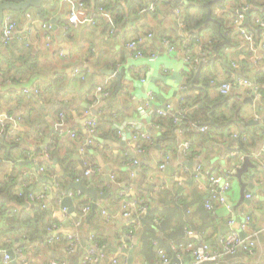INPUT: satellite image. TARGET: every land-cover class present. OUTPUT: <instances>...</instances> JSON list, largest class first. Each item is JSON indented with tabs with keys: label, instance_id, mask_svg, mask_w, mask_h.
<instances>
[{
	"label": "crops",
	"instance_id": "0c3cea01",
	"mask_svg": "<svg viewBox=\"0 0 264 264\" xmlns=\"http://www.w3.org/2000/svg\"><path fill=\"white\" fill-rule=\"evenodd\" d=\"M94 3L95 0H90L89 4L84 2L87 12L95 10L97 6ZM146 3L149 6L138 11L139 17L132 24L126 27L117 25L113 32L110 26L107 28L104 19L95 23H67L65 15L71 7L61 0H42L26 9L5 12L16 20L17 25L7 46L2 45L0 35V136L4 133V125L8 124L9 137L17 145L9 151H0V182L15 185L16 192L25 186H28V192L48 190L46 210L56 219L50 225L56 224L54 232L65 239L76 229L70 221H65L71 225L69 227L57 217L59 210L55 204L59 198L55 202L53 198L58 193L64 197L69 189L68 192L75 195L71 197L73 207V202L92 201L91 196L85 193L78 195L79 190L71 186L84 177L88 179L87 184L83 183L85 187L93 188L99 194L108 193L105 198L97 199L96 217L91 221L94 215L89 218L90 211L81 221L77 230L79 243L71 252L59 242L46 243L42 239L26 244L24 242L27 241L23 242L19 236L0 235L1 252H14L10 264H50L53 260L57 264H82L86 247L92 242H96L99 249L96 252L98 260L90 264H128V251H132V264H164L159 250L162 249L171 261L173 256L176 257L173 246L180 247V243L188 240L195 243L206 241L220 264H264V97L255 96L249 87L234 88L222 97L215 87L219 81L239 75L256 79L257 73L264 72V50L258 52L259 61L252 62L249 43L233 23L230 12L236 6L248 5L247 0H227L225 9H211V3L209 5L210 19L216 20L211 14L224 16L226 27L231 29L235 41L234 47L224 50L223 62H218L215 56L212 44L215 36L211 30L205 29L200 37L194 39L178 26L176 8L181 7L185 14V7L179 0H147ZM257 18L260 17H255L256 24ZM247 22L248 19L245 28L254 37ZM64 27H67L66 31ZM131 41H135L136 48L145 53L143 60H131L132 50L127 47ZM254 44L257 43L254 41ZM152 54L155 57H151ZM195 58L199 61L195 62ZM75 70H78L77 74ZM120 71H123V76L116 91V73ZM203 72L206 76L211 75V95L222 99L216 109L217 115H225V122L229 123L224 130H215L208 141L196 144L198 156L191 158L180 147L181 141L193 137H178L174 147L166 150L161 149L158 137L153 139L152 146L135 138L143 131L149 135L157 133L158 126L154 123L157 109L169 107L173 112L168 114L169 117L184 119L189 107L180 103L188 95L199 94V88H204ZM31 86L39 92L25 94L23 89ZM98 86H104L109 94L105 96L97 89ZM263 87L259 83L260 90L263 91ZM149 92L152 93L151 104L145 107L143 103ZM183 108L185 110L180 115ZM89 110L98 117V124L92 140L87 142L86 118L73 117L72 113L80 115ZM62 113L64 116L60 117ZM182 121L177 124L178 128ZM139 147L142 148L141 153L137 152ZM82 150L92 164L101 167V173L88 177L83 175ZM166 155L169 156L167 166L164 172H160L158 165L165 162ZM245 155L252 165L236 176ZM135 159L137 164L132 165ZM197 165L204 167V186L209 173L219 174L225 179L226 170L232 171L227 199L233 204L239 221L249 216L247 228L240 235L242 233L243 238L255 240L254 253L242 247L233 254L223 251L220 237L232 231L228 222L233 213L220 205L215 211L209 210L217 220L208 233H197L193 226L186 224L184 229L190 226L194 235L187 240L183 232L178 239H169L173 251L171 256L154 240L153 250L157 257L146 258L138 239L142 225L135 233L131 232L133 217L121 214L123 201L119 192L127 190V200L142 196L152 206H161L162 202L171 204L170 197L162 191H175L178 186L184 189L182 196L187 202L197 203V197L192 194V188L196 186L203 194L204 206L207 192L195 181L193 171ZM40 167L45 171H40ZM173 199L178 201V196ZM194 202L187 208L188 213L197 207ZM38 206L45 209L41 202L30 198L29 193L20 203V207L28 212H33ZM101 209L111 215L110 220L101 214ZM195 218V223L199 224V217ZM154 221L159 223L160 219L155 218ZM239 221L236 220L234 229H238ZM5 227L6 223L0 219V234ZM19 247L22 250L17 254L15 251ZM177 251L181 255V258L176 257L180 262L193 264L186 250L178 248ZM2 258L3 253H0V264Z\"/></svg>",
	"mask_w": 264,
	"mask_h": 264
},
{
	"label": "trees",
	"instance_id": "16d2710c",
	"mask_svg": "<svg viewBox=\"0 0 264 264\" xmlns=\"http://www.w3.org/2000/svg\"><path fill=\"white\" fill-rule=\"evenodd\" d=\"M83 1L87 4L90 3V0ZM206 1L207 0H188L185 2V14L183 15L186 21L185 30L188 36H193L194 39L200 37V34L205 29L211 30L212 36H215L212 40L213 50L214 53H216L215 56L218 62H223L224 56L222 54L224 50L234 47L235 41L232 39L230 33L231 29L226 27V19L224 16L211 14L216 20H207V8L204 6ZM146 2L147 0H95L94 4L95 6L101 5L111 13V17L114 21L112 25L115 26L116 24V26L121 25L122 27H126L132 24L134 19L139 17V10H143L149 6ZM226 2L227 0L213 2L211 3V9H225L227 8ZM247 3L251 10L247 27L253 31L254 41L258 43L261 28L255 23V17L264 18V3L263 0H247ZM230 12L233 14V10ZM102 19L105 20L102 16H96V22ZM105 23L107 28H109V26L110 28L112 27L111 23L106 20ZM203 75L204 88H199V94L193 96L188 95L180 103L181 105L189 107L181 123V127L185 129L183 130L184 135H186V137H193L197 141L196 143L193 138H189L191 145L187 155L191 158L200 154L196 144H200V141H208L215 130H224L226 124L229 123L228 121L225 122L227 119L223 117L225 115H217L218 110L216 109L219 106L218 103L222 102V99L220 97H213L210 93V87L212 85H210L209 79L211 75L209 74L206 76L204 72ZM255 78L261 85H264V72L257 73ZM220 83L221 81L215 84L217 91ZM220 95L225 97V95ZM154 123L158 126V131L156 134H151L152 141L148 142L151 146L153 144V139L156 137H158V143L162 150H166L168 147H174V144L178 141V137L181 139V136L177 132L178 126L174 123L172 117L168 115H157ZM199 126H206V132H200L198 129ZM4 128V133L0 136V151L2 149L9 151L15 147L17 143L11 141L9 137L8 124H5ZM219 133L222 134L223 132L219 131ZM200 169L202 172L204 171L203 165ZM84 182L85 184L88 183V179L85 177L83 179V183ZM14 187L15 185L0 182V219L4 220L6 223L5 229L0 235H5L7 237H11L12 235L19 236L20 239H23V242L27 241L24 242L26 244H31L42 239H44L46 243H50L46 240L47 227L56 219L51 217V213L48 210L42 209L40 206L34 208L33 212H28L20 207V203L26 200V196L30 191L28 192V186H25L18 192L15 191ZM182 192L184 193V189L181 186L175 188V191H162L166 197H170L169 200L171 204L166 205L163 202L161 206H152L149 204L151 206L142 219V227L138 235L139 242L142 243V252L146 255H144L146 258L152 259L157 257L156 252L153 250L154 240L165 249L169 256H171L173 251L170 248L169 239L176 240L181 237L186 224L193 226L195 232L201 234L208 233V230L215 226L217 217L214 216L212 212L205 209L203 206V194L198 191L197 187L193 186L192 194L197 197L195 201H197L198 204L194 201L187 202L186 198L182 196ZM175 195L178 196V201L173 199ZM62 196V193H58L53 198L54 202ZM74 196V192H72V197ZM192 202H194L197 207L193 212L191 211L192 213H188L186 210L191 206L190 204ZM73 203L76 217H79L82 207L88 203V200L87 202H79L78 204L75 202ZM196 216L199 217L197 218L199 224L194 221L196 220ZM94 217H96V215L91 218V221ZM155 218L160 219L159 223L154 221ZM191 239L194 240L193 238ZM53 242H59L66 246L67 240L64 236L60 235V239ZM7 246L8 245H6V247ZM20 248L22 249V247Z\"/></svg>",
	"mask_w": 264,
	"mask_h": 264
},
{
	"label": "built area",
	"instance_id": "2783aa9c",
	"mask_svg": "<svg viewBox=\"0 0 264 264\" xmlns=\"http://www.w3.org/2000/svg\"><path fill=\"white\" fill-rule=\"evenodd\" d=\"M4 0H0L2 2ZM68 2L70 4L71 10L69 13L65 15V19L67 23L71 24H78V23H84V22H89V23H95L96 21V16H102L105 18L106 21L109 23L114 24L113 19L111 17V13L104 9L101 5H97L95 10L90 13L87 12L85 9L84 1L82 0H61ZM188 0H179L180 3L185 4V2ZM181 7H177L175 12L177 14L176 16V21L179 27L186 28V21L184 20L183 17V12ZM249 6L244 3L241 6H236L233 8V23L237 25L239 28L238 30L240 31L241 35H243L248 43H249V51L251 53V58L252 62L256 63L259 61L260 56H259V50H264V18H257L256 22L261 28V38L257 44H254V37L251 31L247 30L245 28V21L247 20V14L246 11H248ZM182 12V13H181ZM17 25L16 20L12 19L8 14L4 16L2 23H1V28H0V35H1V43L3 46H7L10 38L12 37V32L15 29ZM44 27H47L46 24H43ZM67 27H64L66 31ZM116 28V25H112L110 28L111 31L113 32ZM185 46V45H184ZM129 49L132 50V53L130 55V58L132 61H137V60H143L145 58V53L139 49L136 48V42L131 41L127 45ZM151 57H155V54H152ZM195 62H198V59H194ZM78 73V70H75V74ZM83 77V75H80ZM241 88V87H249L251 91L254 93L255 96L257 97H264V90L261 91L259 88V83L256 79L254 78H249L243 75H239L237 77L231 78L230 80L223 81L219 84L218 90L221 94L226 95L230 93L234 88ZM97 89L99 91H103L105 96L109 94L108 90L104 88V86H98ZM23 92L25 94H36L39 92V90L36 87H28L24 88ZM148 99L143 103L145 107H149L151 104L150 99L152 98V93H148ZM171 108L167 107L166 109H157V115H168L173 112L170 110ZM185 108L180 109L179 114L182 115L184 112ZM73 117L76 118H86L85 119V129L86 133L88 134V137H86L87 142H90L92 140V136L95 134L96 127L98 124V117L93 114L90 110L85 111L84 113L77 115L76 113H72ZM64 116V113L60 115V117ZM174 123L180 124L179 122L182 121V118L175 117L171 115ZM199 131L201 132H206L207 127L206 126H199ZM185 130L182 127H179L177 129V132L179 133L180 136H184ZM72 136L74 135L73 133L71 134ZM90 136V137H89ZM235 136V134H234ZM135 138L138 140L150 142L152 141L151 135H149L147 132L143 131L140 132L137 136L135 135ZM191 145V141L189 139H185L180 143V147H182L184 154L186 155L188 153V149ZM138 153L142 152V148H138L137 150ZM169 156L166 155L165 157V162L159 163L158 165V170L160 172H164L166 168V164L168 161ZM81 160L84 166L83 170V175L88 177V176H94L99 173H101V167L92 164L90 161V157L82 150V156ZM137 164V160L135 159L132 162V165ZM262 167H264V164H262ZM187 167H185L186 169ZM201 166L197 165V167L194 169V177L196 183L203 187L202 183V171H201ZM40 171H45L44 167L39 168ZM226 178L224 179L221 175L216 174V173H209L207 175V180H206V186H204L206 190V198L204 202V207L207 210L210 211H215L217 207L220 205H223L225 208L228 210H231L230 212L233 213V215L230 217L228 224L232 227V231L228 233L227 235H223L220 237V242L222 244V249L223 251L229 254H233L236 252V249L238 247H242L245 250L249 251L250 253L253 252L254 246H256L255 240H252L250 238H243V236L240 235L241 231H245L247 228V225L249 223V216H244V219L239 221V227L238 229H234L235 222L237 220V215L234 214V207L233 204L230 203L227 199V193L229 192L231 188V183H232V171L230 169L226 170ZM78 195L80 194L79 191L77 192ZM119 196L122 197V206H121V214L124 217H133V228L131 232H136L142 225V219L144 215L148 212L150 205L148 201L145 200L144 197L140 196L138 199H133V200H127L125 198L127 194V190H122L119 192ZM49 192L48 190H41L38 192H29L30 198L33 200L39 201L42 203L43 208H48V203H47V198H48ZM68 195L72 197V192H68ZM249 195H246V198H248ZM63 200V197H60L55 204V207L57 210L60 211V218L61 220L64 221H70L72 225L74 226L75 231L70 233L69 235H66V250L69 252L73 251L74 247L79 243V232L78 226L80 225L81 221L90 213L91 211V201H89L86 205H84L81 209V214L79 217L73 216L68 212L67 207H61V202ZM55 208V209H56ZM101 214L106 217V220H110V214L105 211V209H101ZM156 221H158L156 219ZM57 229L56 224H52L47 228L48 231V236L46 237V240L48 242H53V241H58L60 239V235L56 234L54 230ZM133 234V233H132ZM131 234V235H132ZM130 235V234H129ZM194 235V231L190 226H186L184 229V236L188 240L190 237ZM93 236H90V239H92ZM180 247L173 246V249L176 252V257L181 258L180 252L177 251L178 248L186 250L191 258V262L193 264H198L204 261H213L214 264H220L218 261V257L214 255L213 253L210 252L208 243L206 241H200V242H193L191 240H188L187 242L180 243ZM99 249V246L96 242H92L91 244L86 247V253L85 256L82 259V264H90L92 262H95L98 260L96 256V252ZM21 248L16 249V253L19 254L21 252ZM3 253V258H2V264H10L12 258L7 254L5 251L1 252ZM159 255L162 259V263H167L169 259L166 257L164 251L162 249L159 250ZM124 262H127V258L124 260ZM50 264H57L56 261H51ZM179 264H184L183 262H179Z\"/></svg>",
	"mask_w": 264,
	"mask_h": 264
},
{
	"label": "water",
	"instance_id": "95a60500",
	"mask_svg": "<svg viewBox=\"0 0 264 264\" xmlns=\"http://www.w3.org/2000/svg\"><path fill=\"white\" fill-rule=\"evenodd\" d=\"M215 1L221 2L223 0H211V1H207L205 3V6L208 9L207 10V19H210L211 18L210 17L211 11H210L209 5H210V3L215 2ZM41 2H42V0H25V1H23V0H15V1H2V2H0V24L2 23V20H3L4 16H5V12L7 10H12V9H15V10H17V9H26L30 5H38ZM37 10L40 11V8H38ZM250 12H251L250 9H248V11H246L247 19L249 17ZM116 76H117V79H118L117 80L116 91H118L119 90V87H120V81L119 80H120V77L123 76V71H120V72L116 73ZM91 111H95V110L92 109ZM50 134H51V132H50ZM188 165L191 166L192 163H188ZM251 165L252 164H251V161H250L248 155L243 156V159H242V162H241V168H237L235 175L236 176L237 175L239 176V173L240 172L246 170L247 167H251ZM106 178L108 179V175H106ZM71 186L73 188H75V189H78L79 190V193H85L86 195L91 196V198H92V201H91V214H90L89 218L91 217V215H94L95 212H96V209H97V199L98 198H105L108 195V193L99 194L95 189L90 188V187H85L83 185V180L82 179H79L78 181L73 182ZM147 186H148V188H151L152 187L150 185H147ZM243 190H244V187L242 189V198H241L242 201H243ZM68 191H69V189L66 190V195L63 197V200L61 202V207H67L68 212L71 215L75 216L74 207L71 204V196L68 195ZM244 201L245 202H248L249 200H244ZM57 217L58 218L60 217V211L57 212ZM238 221H239V219H237V222ZM63 223L66 226H69L68 225V222H65L64 221ZM241 235H242V233H241ZM128 253L130 254L129 263L128 264H132V262H133L132 251H128ZM7 254H9V256L11 258L14 257V252L13 251H8ZM172 262L179 263L180 261L176 257L173 256V258L171 259V261H169V263H164V264H172ZM152 264H155V263H152Z\"/></svg>",
	"mask_w": 264,
	"mask_h": 264
}]
</instances>
